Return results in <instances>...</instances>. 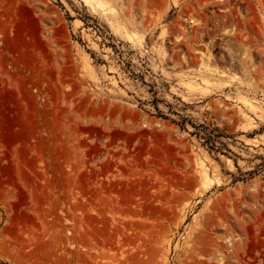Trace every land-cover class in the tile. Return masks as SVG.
<instances>
[{"label":"rangeland","instance_id":"rangeland-1","mask_svg":"<svg viewBox=\"0 0 264 264\" xmlns=\"http://www.w3.org/2000/svg\"><path fill=\"white\" fill-rule=\"evenodd\" d=\"M0 264H264V0H0Z\"/></svg>","mask_w":264,"mask_h":264},{"label":"bare ground","instance_id":"bare-ground-1","mask_svg":"<svg viewBox=\"0 0 264 264\" xmlns=\"http://www.w3.org/2000/svg\"><path fill=\"white\" fill-rule=\"evenodd\" d=\"M260 2V1H259ZM260 4H261V2H260Z\"/></svg>","mask_w":264,"mask_h":264}]
</instances>
